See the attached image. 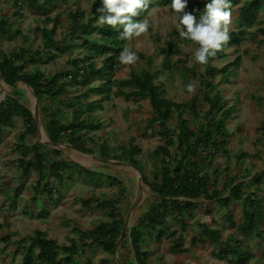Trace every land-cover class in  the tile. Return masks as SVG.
<instances>
[{
	"label": "trees",
	"instance_id": "1",
	"mask_svg": "<svg viewBox=\"0 0 264 264\" xmlns=\"http://www.w3.org/2000/svg\"><path fill=\"white\" fill-rule=\"evenodd\" d=\"M170 2L161 0L162 6ZM2 3L11 4L13 13L10 14V10L2 11ZM60 3L66 5L67 0H0V75L3 83L11 89L22 83L33 91L41 105L40 124L51 144L68 145L86 155L94 156L95 150L83 144V137L101 129L94 114L103 111V102H111L114 88L117 96L127 102L139 104L148 101L151 112L149 128L162 142L154 151L159 157V167L149 178L140 172L141 164L137 157L141 152L135 145V139L131 138L126 146L120 147L119 155L112 159L107 158V145L99 152L105 156L100 158L102 160H113L137 170L143 184L153 195L146 206L140 207L141 213L134 216L132 226L121 238L118 248L120 264H151L150 243L146 239L151 235H155L157 241L165 239L171 242V254L185 255L187 250L183 246L184 238L169 228H160L167 223V217L174 216L173 221L180 231L186 232L189 222L195 217V203L203 199L215 202L219 208L227 210L234 204L240 206L242 219L235 225L233 216L224 215L229 227V234L225 238L220 230L198 223V237L193 239V243H209L216 249V259L225 264H263L253 252L264 245V228L261 225L264 221V199L260 196L264 186V171L254 175L250 184H239L242 179L239 175H225L218 189V172L215 170L209 176L202 171V166L207 164L210 167L216 156L225 151L230 137L226 123L235 111L234 107H225L226 103L214 85L217 76L221 83H229L231 68L226 65L216 70L211 62L223 59L224 49L240 45L247 33H252L250 36L253 38H264V0H230L232 17H236L240 29L229 32L228 43L215 57L209 58L203 74L197 77L203 90L202 104L207 107L206 111L200 108L195 99L186 105L172 102L167 96L166 83L170 81L172 68L170 55L173 52L179 53L174 42L170 41L160 48L163 62L159 70L152 72V59L147 58L145 62L143 56L136 53L138 60L144 61L147 69L139 74L131 73L124 82H111L114 73L123 67L119 54L128 46L129 41L119 38L122 26L112 28L97 23L96 19L101 15L97 9L102 7V0H94L87 12L79 7L77 11L64 13L65 17H51L50 10H58ZM206 3L199 1L195 4L194 16L203 12ZM24 8L39 17H34V33L40 38L38 48H11L18 39L23 43L28 39L18 28ZM149 8L141 11L134 19H144ZM253 28L256 29L253 31ZM172 37L180 38L176 32L172 33ZM74 52H78L76 57H72ZM62 57L67 58L70 70L54 74L43 70L42 67L52 65ZM239 62L240 58H237L232 65H238ZM181 65L186 66L184 62ZM197 67L193 66L192 72ZM160 78H166V83L158 82ZM94 80L100 81V85L82 92V88ZM69 89L79 90L80 94L72 98ZM21 95H24V91L19 90L0 102V138L14 126L15 120L21 121L25 129L18 135V143L15 145L19 182L16 189L5 195L9 196V208L15 210L17 199L24 190L23 181L32 172L35 173L38 179H44L45 185L35 183L34 189L33 185L28 187L32 193L28 191L31 208L27 210L38 207L40 212L37 217L43 219L48 216L49 207L58 203L63 190L71 186V181H67L69 174H76L78 181L91 184L101 181L102 170L108 168L87 170L68 162L59 151L33 144L38 137L37 128L29 109L17 99ZM91 96H97L99 100H87ZM190 117L194 122L197 121L195 128L191 127ZM97 141L89 140L94 146H97ZM228 171L224 169V173ZM109 181L118 185L121 191L119 197L123 200L127 191L120 180L111 177ZM122 200L119 201L117 197L100 200L93 196L84 200L83 209L96 207L108 212V219L96 224L88 232L74 230L68 246L59 248L55 241L39 232L21 239L17 252L21 256L20 264H93L91 259L81 258V255L86 256L88 249L105 255L98 264H116V243L126 218V215L117 212ZM5 238L4 244L8 245L10 240ZM252 246H256L255 249Z\"/></svg>",
	"mask_w": 264,
	"mask_h": 264
},
{
	"label": "rangeland",
	"instance_id": "2",
	"mask_svg": "<svg viewBox=\"0 0 264 264\" xmlns=\"http://www.w3.org/2000/svg\"><path fill=\"white\" fill-rule=\"evenodd\" d=\"M93 1L67 0L66 5L62 3L58 5V10H50L49 15L51 17L59 15L65 17L64 13L77 11L79 7L87 12L90 10ZM199 1L204 3L207 0H187L185 11L191 12L194 15L195 4ZM171 3L172 0L167 6H162L161 0L152 2L145 16L149 20L148 31L140 37H134L129 40L128 47L142 55L145 62V59L151 58V71L155 72L160 69L163 62V56L159 53L160 48L170 41L174 42L179 53L173 52L170 55L172 60L170 81L166 83V78H160L158 82L166 83L167 96L172 102L189 105L192 99H195L198 101L200 108L206 111L207 107L202 104L203 90L199 84V80H197V77L203 74L205 65L198 64L193 58V52L196 48L195 44L189 40L184 41L178 37H172L173 32H176L179 36V31L177 30L179 14L170 8ZM1 10L4 12L10 10L9 13H13L12 5L8 3H2ZM198 15L197 13L195 16L198 18ZM21 16L20 19H23L18 23V28L28 39L26 43L18 39L11 48H38L40 38L34 33V17H39L31 12L29 13L26 9L22 12ZM229 27L230 32L240 29L235 16L232 17ZM255 29L253 28V31ZM250 34L252 33H247V36L242 39L240 45L225 48L223 59H214L211 62V66L216 70H221L226 65L230 66L232 75L229 77V83H221L219 76H217L214 85L216 86V92L221 94L226 103L225 107L235 108L232 117L226 123L230 137L227 140L225 151H221L216 156L210 167L207 164L202 166V171H205L209 176L215 170L218 172V189L225 175L231 177L239 175L242 178L239 184H250L254 175L261 174L264 171V38H253ZM77 54L78 52H74L72 57H76ZM237 58H240L239 64L232 65ZM144 61L137 60L133 65L122 64L121 71L114 73L111 82H124L128 80L131 73L139 74L142 70H146L147 65ZM182 62L186 66H182ZM98 63L99 61L96 63L97 67H99ZM196 65L198 66L197 69L192 72L191 68ZM42 68L46 73L50 72L53 74L70 70L66 57H62L54 64ZM189 82L196 83L194 93H189L186 90ZM99 85L100 81L94 80L88 86L83 87L82 92ZM18 89L24 91V95L17 97L18 101L31 112L36 107L33 106V100L23 88L18 87ZM112 93L111 102L102 101L103 111H96L94 114L97 123L102 126L101 129L98 132L89 134L87 137H83V144L92 146L96 151H94V156L97 158H105L99 152L104 145H107L109 152L107 158L112 159L115 155H119L118 149L120 147L126 146L131 138L135 139V145L141 152L137 157L141 164L140 172L149 178L151 173L159 167V157L154 154V151L162 145V142L149 128L151 112L148 101L145 100L139 104H134L125 101L123 97H118L115 88L112 90ZM69 94L73 98L78 96L80 91L69 89ZM3 99L4 96L0 92V102ZM87 100L98 101L99 98L91 96ZM216 117L217 115L214 116V118ZM189 121L191 122V127L195 128L197 121L194 122L191 117ZM24 130L23 123L15 120L14 126L8 129V133L3 138H0V264H20L21 256L17 253L19 250L18 243L21 239L32 237L35 233L45 234L48 239L55 241L58 247L61 248L68 246L69 241L73 238L74 230L88 232L96 224L106 222L108 212H103L96 207H93L91 210L83 209L82 203L84 200L89 199L90 196L100 200L116 197L119 198V201L122 200L119 197L121 191L118 185L109 181L111 177H116L120 180L127 191L126 197L117 207V212L127 216L130 210L133 191L138 182L129 170L117 167H106L108 170H102L101 181L90 182L91 184L85 183V181H78L76 174H69L67 181H71V186L63 190L62 196L56 205L49 207L48 216L40 219L37 217V214L40 212L38 207L27 210L31 208L29 207L30 197L28 191L30 189L28 187L33 185L34 189L35 183L45 185L44 179H38V176L32 172L23 181L22 189L24 190L17 199L16 209L12 210L9 208V200H7L9 196L7 197L5 194L16 189L19 182V172L16 170L18 157L15 145L18 143V135L23 133ZM42 138L48 140L43 127L41 140ZM90 138L98 140L97 146L89 142ZM32 143L39 145L38 137ZM63 148L65 153L61 154V157L67 161L69 159L72 162L85 166L84 168L87 170H95V168L100 167L98 165H91L94 163L92 160L82 157L71 147L69 148L66 145ZM89 165L91 166L88 167ZM224 169L229 171L224 173ZM246 174L248 175L246 176ZM50 183L52 184L53 181H50ZM53 184L55 185V183ZM141 188L143 191L142 200L138 202L133 218L135 215L138 216L141 213L140 207L146 206L147 202L151 201L150 199L153 197L144 184ZM30 193H32V189ZM260 196L264 199V186ZM193 213L195 217L189 222V228L186 232L180 231L177 223L173 221L175 220L174 216L167 217V223L160 228V230L169 228L184 238L183 246L187 250V253L185 255H173L170 253L171 242L165 239L157 241L155 235H151L146 238L150 243L151 264H225L216 259V249L210 246L209 243H193V239L198 237L199 229L197 224L211 225L212 229L220 230L222 237L225 238L229 234L227 230L229 227L225 223L224 215L233 216V222L237 225L242 219L241 207L234 204L227 210L219 208L215 202L203 199L195 203ZM132 224L133 219L130 227ZM261 225L264 228V221ZM5 237H8L10 240L8 245L4 244L3 239ZM253 253L257 260L261 259L264 264V245L257 250L255 249ZM104 257L105 255L100 251L94 252L90 249H88L86 256L81 255L83 260L84 258L85 260L91 259L93 264H98V261Z\"/></svg>",
	"mask_w": 264,
	"mask_h": 264
},
{
	"label": "clouds",
	"instance_id": "3",
	"mask_svg": "<svg viewBox=\"0 0 264 264\" xmlns=\"http://www.w3.org/2000/svg\"><path fill=\"white\" fill-rule=\"evenodd\" d=\"M152 0H102V7L97 9L101 15L96 19L99 25L112 28L122 26L119 38L131 40L146 33L149 20L134 19L141 11L147 10ZM187 0H172L170 8L178 16L177 30L181 39L189 40L197 45L193 52L194 60L200 65H207L210 57L226 45L230 39V24L232 12L230 0H207L203 12L197 18L191 12L185 11ZM138 57L132 48L125 46L119 54L123 65H133ZM195 82H189L187 92L194 93Z\"/></svg>",
	"mask_w": 264,
	"mask_h": 264
},
{
	"label": "water",
	"instance_id": "4",
	"mask_svg": "<svg viewBox=\"0 0 264 264\" xmlns=\"http://www.w3.org/2000/svg\"><path fill=\"white\" fill-rule=\"evenodd\" d=\"M1 85H3L4 87L7 88V91L5 89H2L1 93L3 94L4 97L6 96H12L14 94L17 93V91L19 90L18 87H21L23 88L26 93L29 95V97L34 101L36 102V107L34 110L31 111V114H32V117H33V120H34V123H35V126L37 128V134H38V140H39V145H42V146H45L47 148H50V149H53V150H56V151H59L61 154H64L65 153V150H64V146L66 145H53L51 144L48 140H45L42 138L41 140V135H42V126L40 124V118H39V110H40V102L36 100L34 94H33V91L27 87L26 85L20 83L18 85H16L15 88L11 89L9 88L8 86H6L3 81H2V77L0 75V87ZM45 140V141H44ZM68 146V145H67ZM70 148V146H68ZM72 148V147H71ZM73 149V148H72ZM75 150V149H74ZM79 155H81L82 157H86L88 158L89 160H92L94 163L91 164V165H98L100 167H117V168H121V169H130L134 172L137 173L138 175V182L135 186V189L133 191V196H132V201H131V205H130V210L129 212L127 213V216L125 218V222H124V226H123V230L121 232V236L119 237L117 243H116V252H115V262L116 264H120V260H119V256H118V248H119V245H120V241H121V238L122 236L128 231V229L130 228V225H131V221L133 219V215L136 211V208L138 206V201L136 200V194H137V191L142 189V185H143V182H142V176L140 175V173L135 170L133 167L127 165V164H123V163H120V162H116V161H111V160H102L100 158H97L95 156H92V155H86V154H83L79 151H76ZM68 161L74 165H77V166H80V167H85V166H82L78 163H75V162H72L68 159ZM91 165H89L88 167H90Z\"/></svg>",
	"mask_w": 264,
	"mask_h": 264
},
{
	"label": "bare ground",
	"instance_id": "5",
	"mask_svg": "<svg viewBox=\"0 0 264 264\" xmlns=\"http://www.w3.org/2000/svg\"><path fill=\"white\" fill-rule=\"evenodd\" d=\"M2 89H5L6 91H7V88L6 87H4L3 85H1V87H0V90L2 91ZM0 91V92H1ZM33 106H36V102H34L33 101ZM130 172H131V174L138 180V175H137V173L136 172H134V171H132V170H130V169H128ZM142 194H143V191H142V189H140V190H138L137 191V194H136V200L138 201V202H140L141 200H142Z\"/></svg>",
	"mask_w": 264,
	"mask_h": 264
}]
</instances>
